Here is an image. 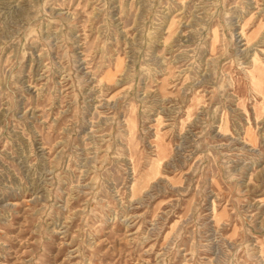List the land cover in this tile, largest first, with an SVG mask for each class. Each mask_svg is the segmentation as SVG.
Masks as SVG:
<instances>
[{
  "label": "rangeland",
  "instance_id": "obj_1",
  "mask_svg": "<svg viewBox=\"0 0 264 264\" xmlns=\"http://www.w3.org/2000/svg\"><path fill=\"white\" fill-rule=\"evenodd\" d=\"M0 264H264V0H0Z\"/></svg>",
  "mask_w": 264,
  "mask_h": 264
}]
</instances>
